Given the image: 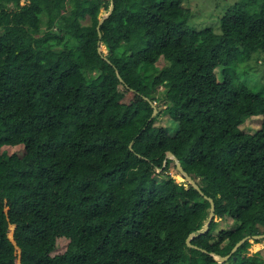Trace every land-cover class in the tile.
Returning <instances> with one entry per match:
<instances>
[{
  "label": "trees",
  "instance_id": "16d2710c",
  "mask_svg": "<svg viewBox=\"0 0 264 264\" xmlns=\"http://www.w3.org/2000/svg\"><path fill=\"white\" fill-rule=\"evenodd\" d=\"M111 2L0 0V264H264L249 254L264 95L240 81L264 53V0L231 6L220 33L192 26L184 0H113L99 31ZM253 115L262 128L243 132ZM169 152L233 220L198 248L211 203L170 174Z\"/></svg>",
  "mask_w": 264,
  "mask_h": 264
},
{
  "label": "rangeland",
  "instance_id": "374dc122",
  "mask_svg": "<svg viewBox=\"0 0 264 264\" xmlns=\"http://www.w3.org/2000/svg\"><path fill=\"white\" fill-rule=\"evenodd\" d=\"M241 0H184V7L190 10L191 19L190 23L197 30H203L206 28H213L216 33L221 32L220 19L227 13V11L234 4ZM105 11L101 12V16L105 15ZM45 28V25H44ZM261 54V55H260ZM259 55V56H258ZM158 67L163 66V60L158 64ZM245 65V66H243ZM243 72L249 74L244 76L240 81L249 88H252L257 93L264 95V53L254 52L252 59L248 62H242ZM218 78L222 79V69L216 70ZM165 126L173 133L177 129V124L170 118H163ZM263 116L253 115L248 117L245 122L240 125V128L245 133H255L262 128ZM17 147H4L3 150L9 154L19 149ZM178 182H186L183 175L172 165L171 173ZM215 221L218 222V226L215 230V234L223 229L233 228V220L231 218L220 219L215 216ZM69 239L59 238L57 241V247L52 252V255L62 254L67 250ZM260 252L264 255V238L259 239L256 242L252 241V245L249 248V254H255Z\"/></svg>",
  "mask_w": 264,
  "mask_h": 264
},
{
  "label": "water",
  "instance_id": "95a60500",
  "mask_svg": "<svg viewBox=\"0 0 264 264\" xmlns=\"http://www.w3.org/2000/svg\"><path fill=\"white\" fill-rule=\"evenodd\" d=\"M111 6H110V10L109 12H107V14H105L101 19H100V22H99V26H98V30L100 31V26L104 23V21L111 15L113 9H114V2L113 0H111ZM101 36V34H100ZM99 51L101 52V50L99 49ZM153 107H155V105L153 104ZM158 110L157 108L154 109V114H153V117L157 114ZM168 158H171L174 160L175 162V165H176V168L177 170L183 175L184 179L187 180L189 183H191L202 195L205 196V194L202 192L200 186L197 184L196 180L193 179L189 174L188 172L183 168L180 160L176 157V155L172 152H169L168 153ZM205 198H207L210 203H211V208H210V216L207 220V222L205 223V225L202 227V229H200L199 231H196V232H193L190 234V236L188 237L187 239V244L189 247H193V248H198L197 246L193 245L192 244V240L202 234H205L206 232L209 231V228H210V224L212 223V221L215 220V202L212 198H209L207 196H205ZM251 237L250 236H247L245 238H243L233 249V252L236 251L238 249L239 246H241L244 242H246L248 239H250ZM252 238L254 239H261V238H264V235H255L253 236ZM205 251V250H204ZM212 256H214V258L219 262V263H224L226 261L229 260L230 258V254L227 255V256H222V255H219V254H215V253H211Z\"/></svg>",
  "mask_w": 264,
  "mask_h": 264
}]
</instances>
